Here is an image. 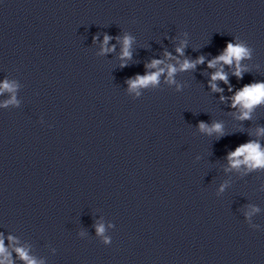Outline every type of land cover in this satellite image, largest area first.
Returning <instances> with one entry per match:
<instances>
[{
	"label": "clouds",
	"instance_id": "1",
	"mask_svg": "<svg viewBox=\"0 0 264 264\" xmlns=\"http://www.w3.org/2000/svg\"><path fill=\"white\" fill-rule=\"evenodd\" d=\"M183 39H180L179 45L174 47L173 51L167 49L163 52L162 58H151L144 63V73L135 74L125 79L126 91L132 99H139L144 91L159 89L161 85V78L164 77V83L169 86H174L176 92H181L184 86L177 82L178 73L195 72L198 66L206 65L205 69H212L202 71L201 75L207 78V87L211 93L219 94V101L221 104H226L232 112L235 119L239 121L251 120L255 110L264 106V80H258L251 83L244 84L240 88H235L230 83V76H234L237 80H242L245 73H249V66L244 63L245 60L253 58V48L249 44L234 37V40L226 43V46L215 56L211 54H201L196 58L186 56V49H188V33L180 34ZM115 40V43H111ZM100 42L99 52L97 56L107 57L111 53L116 52L117 44L120 45L119 68L123 69L130 65V61L134 57L133 44L136 42V37L128 31H123L116 36L109 35L107 32L103 33L101 41V34L96 33L92 38V43ZM111 45V46H109ZM195 51V49H193ZM211 56V58H209ZM183 57L181 60L180 58ZM175 60V63H167V61ZM227 86V91L231 95H224L225 88L220 84ZM17 89L15 82H10L7 78L0 82V95L4 92L14 93ZM9 105H17L16 96L11 95L10 99L0 104V107L7 108ZM234 110V111H233ZM238 113V115H237ZM41 122H43L41 120ZM197 129L209 136H215L216 140L226 136L224 124L220 121H213L211 124L205 121H199L196 125ZM251 136L252 133H249ZM255 136L257 139H249L248 141L239 144L226 153L225 159L228 162V167L225 171L231 169H240L245 167L248 171L256 169H264V145H262L260 138L264 137V127L258 126L255 129ZM199 159V157H197ZM226 184H221L219 192L225 190ZM259 209L252 207L251 211L245 213L246 218H250ZM115 227V225H110ZM252 229L259 230V225L249 224ZM96 234L103 236V244L108 246L112 242V238L104 236L105 227L102 224L95 226ZM83 235V233H80ZM15 238L8 237L9 241ZM17 258L23 264H39V262L29 255V252L23 247L14 249ZM0 264H15L11 257V253L4 243L3 233H0Z\"/></svg>",
	"mask_w": 264,
	"mask_h": 264
}]
</instances>
